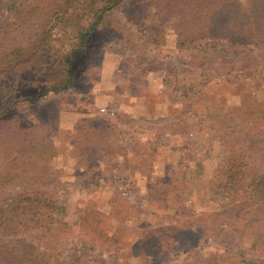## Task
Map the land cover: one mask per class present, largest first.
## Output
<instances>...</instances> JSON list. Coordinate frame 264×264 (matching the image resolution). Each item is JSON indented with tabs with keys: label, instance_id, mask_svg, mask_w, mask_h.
Segmentation results:
<instances>
[{
	"label": "rangeland",
	"instance_id": "rangeland-1",
	"mask_svg": "<svg viewBox=\"0 0 264 264\" xmlns=\"http://www.w3.org/2000/svg\"><path fill=\"white\" fill-rule=\"evenodd\" d=\"M21 1L0 0V20H13ZM168 28L147 0H124L90 36L72 86L11 112L23 125L42 124L56 150L43 168L56 193L54 233L66 239L63 254L78 248L82 264L135 263L136 247L154 236L169 264L262 262L264 215L252 208L246 222L230 224L211 215L227 152L211 116L236 102L244 76L261 82L264 47L178 50Z\"/></svg>",
	"mask_w": 264,
	"mask_h": 264
},
{
	"label": "trees",
	"instance_id": "trees-1",
	"mask_svg": "<svg viewBox=\"0 0 264 264\" xmlns=\"http://www.w3.org/2000/svg\"><path fill=\"white\" fill-rule=\"evenodd\" d=\"M123 2L24 0L13 20H0V102L8 103L0 108V264H82L78 248L72 245L63 254L66 239L54 233L56 193L47 187L43 168L56 150L42 124L23 125L11 112L19 103L34 104L72 86L90 36ZM147 7L167 21L178 50L199 42L264 47V0H147ZM253 74L240 81L244 90L236 102L211 116L225 129L218 134L220 128H211L212 134L227 149L215 177L222 203L211 215L226 224L247 220L252 208L264 215V129L251 128L264 127V75L259 83ZM261 226L264 222L256 227ZM139 246V261L132 264H169L160 237Z\"/></svg>",
	"mask_w": 264,
	"mask_h": 264
}]
</instances>
